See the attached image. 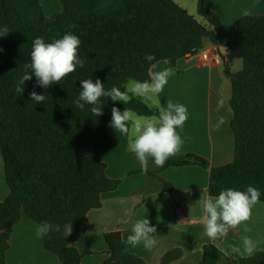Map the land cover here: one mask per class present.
<instances>
[{"label":"trees","instance_id":"1","mask_svg":"<svg viewBox=\"0 0 264 264\" xmlns=\"http://www.w3.org/2000/svg\"><path fill=\"white\" fill-rule=\"evenodd\" d=\"M58 2L62 11L49 17L41 0H0V26L10 30L0 37V153L9 191L0 203V264H8V230L23 216L39 225L45 221L59 225L72 222L70 236L51 232L42 239L45 250L62 264H80L84 255L93 254L90 248L80 252L76 246L90 229L87 214L101 208L102 195L116 191L122 183L108 177L104 160L119 144L107 129L111 108H130L141 116L158 114L155 106L141 98L134 97L127 105L102 98L103 115L95 117L89 105L80 110L73 103L82 90L80 80L99 79L106 90L116 86L123 91L129 79L148 80L149 70L157 62L167 61L168 67L175 69L179 59L200 51L205 39L217 46L224 33L221 17L209 9L206 0H198L197 13L206 24L174 0ZM68 32L81 40L79 56L85 60L84 66L48 89L38 86L33 76L18 94L19 79L30 72L25 65L30 63L33 40L42 37L51 42ZM146 54L156 59L147 61ZM221 58L231 81L234 161L213 167L200 155H177L163 168L155 166L145 172L158 181V191L172 194L173 184L161 173L171 167L199 166L209 170L208 195L253 186L260 190V202L264 203V15L237 19L227 34ZM235 60H241L243 68L233 73ZM33 90L46 95V101H32ZM140 172L143 170L129 174ZM122 234L104 235L109 257L101 264H146L130 253ZM182 256V250L173 249L161 264L176 262ZM225 257L233 264H264V249L243 258L232 248L221 250L215 243L207 244L199 264H218Z\"/></svg>","mask_w":264,"mask_h":264},{"label":"crops","instance_id":"2","mask_svg":"<svg viewBox=\"0 0 264 264\" xmlns=\"http://www.w3.org/2000/svg\"><path fill=\"white\" fill-rule=\"evenodd\" d=\"M41 1L44 8V2ZM206 1L208 4L216 3L213 0ZM251 1L253 8L248 15L263 16L264 0ZM61 11L60 4V11L56 14ZM248 15L239 13L232 20L228 19V24H223L224 33L217 46L205 39L200 51L179 59L176 68L168 77L164 91L155 98L162 105L171 99L188 109L187 121L182 129H177L185 141L178 154L180 156L197 154L209 161L213 167L227 166L234 161L235 136L231 129L233 113L229 106L231 81L224 73L222 63L217 64L213 59L216 55L225 53L227 34L234 22ZM204 53H207L208 59H204ZM154 65L151 71H160L168 67V62L161 60ZM242 68L241 60L232 63L233 73ZM220 98L225 100L226 105L217 113L216 105ZM144 102L154 106L150 100ZM218 115H225L228 122L214 130L212 125L216 123ZM109 124L108 131L119 144L104 157L108 165L106 172L109 178L121 180L122 183L116 191L102 195L101 208L87 214L90 229L82 235L76 246L80 252L90 248L93 254L84 255L80 264L103 263L109 257V247L104 235L122 231L125 243L134 222L145 217L150 220V226L157 228L154 234L158 236L157 245L151 250H146L142 244L135 248L126 243L125 245L130 253L143 259L146 264H161V259L173 249L182 250L183 256L170 264H199L203 258L204 246L212 243L217 244L221 250L232 248L243 258L250 257L244 253L241 238L245 235L256 242L255 253L264 249V203L259 202L253 207L251 219L246 224L240 225L220 241H210L204 233L203 224L200 223L203 216L202 205L197 203L203 193H209V170L199 166L166 169L160 176L173 184L174 191L172 194L158 191V181L150 178L135 159V155L128 150V138L113 130ZM3 161L0 153V203L7 199L9 193ZM153 167L155 165L149 161L147 170ZM141 170L143 172L129 174L131 171ZM38 225L23 216L18 224L8 230V264H62L56 255L45 250L42 239L37 238ZM245 228L248 229L247 232L244 231ZM218 264H233V261L225 257Z\"/></svg>","mask_w":264,"mask_h":264},{"label":"clouds","instance_id":"3","mask_svg":"<svg viewBox=\"0 0 264 264\" xmlns=\"http://www.w3.org/2000/svg\"><path fill=\"white\" fill-rule=\"evenodd\" d=\"M244 14L248 15L247 12ZM9 32L7 26H0V37L6 36ZM80 44V38L71 32L51 42H45L42 37H36L32 42L30 63L25 65L30 72H25L19 79L15 91L21 95L24 92L25 81H31L33 76L36 84L44 89L60 84L74 73L78 66H84L85 60L79 56ZM155 59L156 57L152 54L145 55L147 61L151 62ZM172 71L171 67L160 71L150 69L148 80L129 79L123 91L116 86L106 90L104 83L99 79L95 82L91 78L83 79L80 80L82 90L73 103L80 110H84L85 105H89L92 115L99 117L103 115L102 98L121 102L124 105L129 104L134 97L144 101L150 100L158 111L157 115L141 116L130 108H124L121 111L114 106L111 108L109 127L128 138V150L135 155L143 170L147 171L149 161L156 167L163 168L169 159L180 153L185 141L177 129H182L188 119V109L185 105L174 103L171 99L162 105L155 99L164 91ZM30 98L36 104H40L46 101L47 96L33 90ZM225 105V100L220 98L216 105L217 113H220ZM227 122L225 115H218L212 127L218 130ZM260 197V190L253 186H248L244 191L234 188L223 189L218 196L203 193L197 203L202 205L203 216L200 223L204 226L207 238L214 242L220 241L231 231L238 229L240 225L246 224L251 219L253 207L260 202ZM244 231L247 232L248 229L245 228ZM51 232H62L66 238L73 232L72 222L59 225L45 221L36 228V236L39 239H43ZM156 232V226H150L149 219L146 217L138 219L132 225L131 233L127 236L125 243L133 248L142 244L146 250H151L158 243V236L154 235ZM241 239L244 253L252 256L257 250L256 242L247 235Z\"/></svg>","mask_w":264,"mask_h":264},{"label":"rangeland","instance_id":"4","mask_svg":"<svg viewBox=\"0 0 264 264\" xmlns=\"http://www.w3.org/2000/svg\"><path fill=\"white\" fill-rule=\"evenodd\" d=\"M176 3L185 8L191 16H194L199 22L206 24V22L198 16V0H174ZM215 4L206 5L212 11L218 13L223 20V24H228V19H233L239 13L249 12L252 7L251 0H213ZM44 10L47 16H54L60 11V4L57 0H43ZM230 21V20H229ZM231 27V26H230Z\"/></svg>","mask_w":264,"mask_h":264},{"label":"built area","instance_id":"5","mask_svg":"<svg viewBox=\"0 0 264 264\" xmlns=\"http://www.w3.org/2000/svg\"><path fill=\"white\" fill-rule=\"evenodd\" d=\"M203 57H204V59H208L209 58V56L207 55V53H204L203 54ZM222 58H221V56H219V55H216L215 57H214V59H213V61L215 62V63H217V64H221L222 63V60H221Z\"/></svg>","mask_w":264,"mask_h":264}]
</instances>
